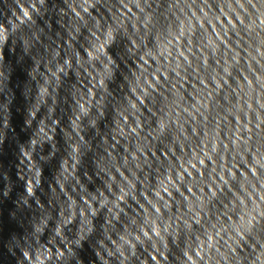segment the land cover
<instances>
[{"label": "clouds", "instance_id": "obj_1", "mask_svg": "<svg viewBox=\"0 0 264 264\" xmlns=\"http://www.w3.org/2000/svg\"><path fill=\"white\" fill-rule=\"evenodd\" d=\"M0 264H264V0H0Z\"/></svg>", "mask_w": 264, "mask_h": 264}]
</instances>
